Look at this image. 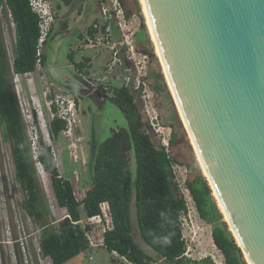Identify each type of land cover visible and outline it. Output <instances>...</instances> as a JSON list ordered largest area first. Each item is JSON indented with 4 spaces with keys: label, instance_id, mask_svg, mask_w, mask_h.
<instances>
[{
    "label": "trees",
    "instance_id": "16d2710c",
    "mask_svg": "<svg viewBox=\"0 0 264 264\" xmlns=\"http://www.w3.org/2000/svg\"><path fill=\"white\" fill-rule=\"evenodd\" d=\"M63 1L70 5L73 0ZM120 1L126 17L131 18L136 10L128 7L126 0ZM135 3L140 11L139 1L135 0ZM0 4V12L9 16L15 25L12 61L0 27V123L5 139L12 143L16 180L25 194L23 208L45 230L39 242L42 256L50 257L53 264H66L91 248L90 227L81 222L84 213L87 218L101 215L107 221L103 247L108 252L118 255L128 264H169L158 263L137 243L133 235L134 205L141 237L162 258L176 264H216L211 256L201 259L186 256L188 244L184 237L182 218L188 213V204L185 194L175 182V167L182 162L169 150L183 140L175 131L169 139V148L155 144L127 83L109 87L98 85L100 91L112 94L126 125L112 129L111 134L98 145L93 183L83 198H79L73 179L61 173L52 146L42 137L39 139L36 161L49 177L57 208L65 211V216L54 226L52 214L42 198L19 96L12 78L14 73L36 71L39 59L42 66L46 64L47 55L43 50L38 55V49H43L52 27L41 44V18L30 0H0ZM143 23L146 28L144 20ZM67 27L65 23L62 29ZM107 27L108 22L96 20L85 33L80 34L79 39L96 41L99 33L108 36ZM105 41H110V37H106ZM141 49V53L155 57L154 50L148 46L142 45ZM68 57L78 73L92 80L90 57L77 62L72 53ZM65 127L64 120L58 116L52 118L51 137H59ZM54 148L59 155L61 150L57 146ZM131 153L135 155V171L131 170ZM186 186L201 215L214 222L213 241L222 252L226 264H247L227 222L222 220L208 181L197 176L186 180Z\"/></svg>",
    "mask_w": 264,
    "mask_h": 264
},
{
    "label": "rangeland",
    "instance_id": "374dc122",
    "mask_svg": "<svg viewBox=\"0 0 264 264\" xmlns=\"http://www.w3.org/2000/svg\"><path fill=\"white\" fill-rule=\"evenodd\" d=\"M138 1L140 3V11L136 8L135 0H126L127 6L135 9L136 12L131 18H127L128 26L125 29H120L115 17L111 19L113 21L114 41L116 43H108L103 39V34L99 33L98 37L100 39L98 40L100 41H93L95 45L91 46L89 45L90 42L84 39L76 41L77 36L86 32L89 24L93 21L87 16V13L85 15H82L83 11L80 13L77 1L71 6H67L63 0H47L46 6H50V10L54 14L52 33L44 45L47 54H51L53 61H56V53L58 51L60 54H64L66 50L68 51L69 48L73 47L78 58L87 55L93 59L90 69L92 82L80 79V83H77V96L80 98V126L78 127V133L81 138L78 141L77 161L70 155L68 142L63 133L56 139H53L50 135L52 115L46 105L41 88V73L43 74L42 69L44 70V68L38 67L36 71L30 74H20L19 76L15 73L12 74L44 204L49 207L54 226H57L58 221L65 216V211L57 208L49 177L44 172L41 164L36 161L35 149L40 146L39 139L42 137L48 145L52 144L61 150L58 155L61 173L65 177L73 179L79 198H83L86 190L93 183V166L98 145L111 134L112 129L126 125L124 115L115 104L112 94L100 91L98 85L103 84L109 87L127 83L144 115L146 129L155 144L158 147L165 146L169 148V139L175 131L180 134V138L183 140L170 147L169 150L182 162L181 165L175 167V182L185 194L188 204V213L183 216V232L188 244L186 256L193 259L211 256L216 264H226L222 252L213 241L212 229L214 222L201 215L186 186V180L197 176L204 178L206 181L208 179L204 174L196 149L182 121L181 113L173 97L161 60L157 55L141 1ZM97 2L100 9L101 22H104L100 2L99 0ZM64 20L69 23L66 30L61 29V24ZM143 20L146 28L142 26L144 24ZM14 26L10 17L0 12V27L11 61L15 47ZM54 36H61L59 42L54 44V46L60 45V49L55 54V51L53 49L50 51L49 48ZM124 36H128V41L134 44L135 55L128 52V41H124V45H121L120 42L124 39ZM74 41H76L75 44ZM113 45L120 48L122 63L116 66H113L112 63ZM142 45L153 49L155 57L144 56V53H141ZM70 69H72L71 65ZM46 73L48 71H45ZM63 74L73 81L70 72L63 70ZM32 77L34 80L29 82ZM166 143H168V146ZM11 147L12 143L10 140L5 139L3 127L0 123V264H53L50 257L42 256L39 245L40 238L44 235L45 230L23 208L22 202L25 199V194L16 180V168ZM130 155L131 170L135 171V155L134 153ZM212 195L216 200L217 208L222 214V220L227 222L230 230V225L213 190ZM211 210H213L212 207ZM132 216L133 235L137 243L147 253L152 255L158 263L176 264L162 258L160 254L145 243L139 232L134 205L132 207ZM88 220L83 213L81 222L86 224ZM101 232L102 230H96L92 248L70 259L66 264H128L126 260L108 252L103 247L98 236ZM234 238L236 239L235 236ZM236 241L238 243L237 239ZM89 256H93L92 259ZM244 259L249 264L245 255Z\"/></svg>",
    "mask_w": 264,
    "mask_h": 264
},
{
    "label": "water",
    "instance_id": "95a60500",
    "mask_svg": "<svg viewBox=\"0 0 264 264\" xmlns=\"http://www.w3.org/2000/svg\"><path fill=\"white\" fill-rule=\"evenodd\" d=\"M144 4L182 121L230 230L248 263L264 264V0Z\"/></svg>",
    "mask_w": 264,
    "mask_h": 264
},
{
    "label": "built area",
    "instance_id": "2783aa9c",
    "mask_svg": "<svg viewBox=\"0 0 264 264\" xmlns=\"http://www.w3.org/2000/svg\"><path fill=\"white\" fill-rule=\"evenodd\" d=\"M31 5L33 9L40 15L41 22V38L40 43L44 41L46 36L48 35V32L50 31V28L52 27V23L54 21V14L52 13V10H50V6H46L47 0H30ZM100 6H101V14L103 16L104 22H109L114 17L117 20L118 26L120 29H125L128 26V20L126 17V11L124 6L122 5L120 0H99ZM0 8L1 5H0ZM107 31L109 32L108 36L104 35L103 33V39L106 37H110L111 39V31L110 27H107ZM100 39L99 37L97 40ZM100 41V40H98ZM124 41H128V36H124V39L120 42L121 45H124ZM89 42L91 46H94L93 40L89 39ZM109 43V41H108ZM113 49V66H116L121 62V55H120V48L116 45L112 46ZM42 52V49H38V55H40ZM128 52H131L132 54H136V49L134 44L128 41ZM144 56H147L144 54ZM42 68V65L40 63V59L38 60V66L37 68ZM40 72V71H39ZM32 73V72H31ZM30 74V73H27ZM19 76L20 74H16ZM129 79V78H128ZM34 79L33 77L29 79V82H32ZM41 88L43 91V97L46 102V105L48 106L52 118L55 116H58L62 120L66 122V127L63 130V134L68 142V149L70 155L74 158L75 161L78 160V141L81 139L80 135L78 133V127L80 126V116H79V101L80 98L76 96L73 92L64 89L60 85L54 83L51 81L45 74L41 73ZM54 108V110H53ZM168 146V143H166ZM53 148V153L58 159V155L55 151L54 146L51 144ZM39 146H37L38 148ZM35 149V151L37 150ZM88 226L90 227V237H91V248L94 246L93 238L96 235V230H102L100 234H98L102 245H103V234L107 228V221L104 219L103 216L97 215L93 216L91 218H88ZM183 219V218H182ZM89 250V249H88ZM91 259L93 256H89Z\"/></svg>",
    "mask_w": 264,
    "mask_h": 264
},
{
    "label": "crops",
    "instance_id": "0c3cea01",
    "mask_svg": "<svg viewBox=\"0 0 264 264\" xmlns=\"http://www.w3.org/2000/svg\"><path fill=\"white\" fill-rule=\"evenodd\" d=\"M75 1H77V6L80 7V13H82V15H85V13H87V16L90 17L91 20H93L89 26L95 22L96 20H101L100 18V9H99V5H98V0H73L72 3L70 5L67 6H71L72 4L75 3ZM65 3V2H64ZM67 23V25L69 26V23L66 22L64 20V22L61 24L63 26V24ZM53 26V24H52ZM61 26V29H62ZM88 26V27H89ZM108 26L110 27V33H111V39L109 42H114V31H113V21H109L108 22ZM68 29V27L66 28ZM65 29V30H66ZM88 29V28H87ZM87 31V30H86ZM85 33V32H83ZM61 36H54L53 40L51 41L49 48L50 51H52L51 49H53L55 52L54 54L57 52L58 49H60V45H56L54 46V44L56 42H59ZM81 41L79 39V36H77L76 41ZM85 40V39H84ZM76 41H74V44L76 43ZM43 52L47 55V60H46V64L44 66H42V68H44V70L42 69L43 74H45V71H48V73H46L45 75L54 83L60 85L61 87H63L66 90H69L71 92H73L76 96L77 94V83H80V79H86L88 80V82H92V80H89L88 78L84 77L83 75H81L80 73H78L74 67V64L72 61L69 60V54L72 53V56L74 58V60L77 61H81L83 60L84 57H90L87 55L82 56L81 58L77 57V53L75 51V49L73 47L69 48V50L65 51L64 54H60V52L58 51L56 54V61H53L51 54H47V51L45 50V47L43 48ZM55 56V55H54ZM80 59V60H79ZM92 59V58H91ZM93 59L89 62V64L92 65ZM70 65L72 67V69H70ZM63 70H67L68 72H70L71 76L73 77V81H71L66 75L63 74ZM66 72V71H65ZM81 96V95H80Z\"/></svg>",
    "mask_w": 264,
    "mask_h": 264
},
{
    "label": "bare ground",
    "instance_id": "6f19581e",
    "mask_svg": "<svg viewBox=\"0 0 264 264\" xmlns=\"http://www.w3.org/2000/svg\"><path fill=\"white\" fill-rule=\"evenodd\" d=\"M140 1H141V4H142V7H143V10H144V13H145V15H146V18H147V24H148V28H149V30H150V34L152 35V39H153V41H154V43H155V48H156L157 55H158L159 57H161L160 50H159V47H158V45H157L156 38H155L154 32H153V30H152V27H151V24H150V20H149L148 14H147V10H146L145 4H144V0H140ZM161 62H162V60H161ZM164 71H165V70H164ZM165 73H166V72H165ZM166 77H167V76H166ZM167 80H168V83H169V79H168V77H167ZM169 85H170V84H169ZM179 111H180V109H179ZM180 113H181V111H180ZM196 153H197L198 160L200 161L201 166H202V168H203V170H204V174L207 176L206 169H205V167L203 166V164H202V162H201L200 156H199V154H198L197 151H196ZM214 194H215V196H216L215 191H214ZM216 197H217V196H216ZM217 200H218V198H217ZM218 202H219V204H220V207H221V209H222L224 215L226 216V214H225V212H224V210H223V207H222V205H221V203H220L219 200H218ZM226 220L229 221L227 216H226ZM229 225H230V224H229ZM230 229L233 231L232 226H230ZM247 260H248V259H247ZM248 262H249V261H248Z\"/></svg>",
    "mask_w": 264,
    "mask_h": 264
}]
</instances>
